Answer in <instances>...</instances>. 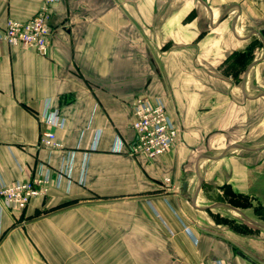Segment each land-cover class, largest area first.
I'll list each match as a JSON object with an SVG mask.
<instances>
[{"label": "crops", "instance_id": "obj_1", "mask_svg": "<svg viewBox=\"0 0 264 264\" xmlns=\"http://www.w3.org/2000/svg\"><path fill=\"white\" fill-rule=\"evenodd\" d=\"M43 2L0 0V30ZM51 28L48 56L0 38V182L53 170L1 202L0 264H264V0H59ZM139 96L180 132L153 159L127 154Z\"/></svg>", "mask_w": 264, "mask_h": 264}, {"label": "built area", "instance_id": "obj_2", "mask_svg": "<svg viewBox=\"0 0 264 264\" xmlns=\"http://www.w3.org/2000/svg\"><path fill=\"white\" fill-rule=\"evenodd\" d=\"M59 0H44L40 9L27 21L9 19L0 38L10 46H23L35 50L42 56H48L53 31L51 19L53 6ZM132 128L134 140L129 145L131 156H143L149 159L169 152L179 137V129L170 118L166 106L160 100L148 97H136L132 103ZM42 120L49 126L62 128L64 119L58 109L49 103L44 108ZM54 152L63 148L56 134L44 131L37 144ZM53 181V170L47 164H41L37 174L31 180H14L10 183L0 182V220L3 212L2 201L12 209H25L33 198L47 195ZM170 181V180H168ZM187 234L194 238L187 228ZM201 264H230L223 259H211Z\"/></svg>", "mask_w": 264, "mask_h": 264}, {"label": "rangeland", "instance_id": "obj_3", "mask_svg": "<svg viewBox=\"0 0 264 264\" xmlns=\"http://www.w3.org/2000/svg\"><path fill=\"white\" fill-rule=\"evenodd\" d=\"M56 4V3H55ZM53 16V15H52ZM16 20V19H15ZM9 45V44H8ZM156 100H158V99H156ZM167 109V108H166ZM168 111V110H167ZM169 113V112H168ZM169 116H170V118L173 120V122H175L174 121V119L171 117V115H170V113H169ZM175 124H176V122H175ZM176 126H177V124H176ZM178 127V126H177ZM179 129V128H178ZM45 131H47V130H45ZM134 131V130H133ZM180 133V132H179ZM134 140V139H133ZM178 140H179V137H178V139H177V141L175 142V144L178 142ZM174 144V145H175ZM173 145V146H174ZM172 146V147H173ZM127 154H129V146H128V151H127ZM130 155V154H129ZM131 156V155H130ZM49 192V191H48ZM48 194V193H47ZM42 196H46V195H42ZM3 202V201H2ZM3 204V203H2ZM264 209V208H263ZM220 210V212L223 214L222 216H221V219L224 221V223L225 224H227V225H231V227H233V228H235L237 231H243L244 229L243 228H245V227H243L242 225H240V223H242V222H247V221H245V220H243V219H240V217L238 216V215H235L233 212H231V211H229V210H227V209H219ZM264 211V210H263ZM262 213H264V212H262ZM236 218V219H235ZM263 219H264V214H263ZM239 220V221H238ZM243 224H247V223H243ZM247 226H249V225H247ZM216 259V258H215ZM220 259V258H219ZM208 261V260H207Z\"/></svg>", "mask_w": 264, "mask_h": 264}, {"label": "water", "instance_id": "obj_4", "mask_svg": "<svg viewBox=\"0 0 264 264\" xmlns=\"http://www.w3.org/2000/svg\"><path fill=\"white\" fill-rule=\"evenodd\" d=\"M229 207V206H228ZM231 209H233V210H235V211H237V212H239L237 209H235V208H233V207H230ZM247 260H250L249 258H246Z\"/></svg>", "mask_w": 264, "mask_h": 264}]
</instances>
